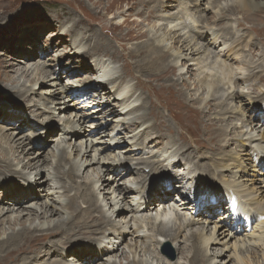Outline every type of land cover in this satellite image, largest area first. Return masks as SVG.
Returning a JSON list of instances; mask_svg holds the SVG:
<instances>
[{"label":"bare ground","instance_id":"6f19581e","mask_svg":"<svg viewBox=\"0 0 264 264\" xmlns=\"http://www.w3.org/2000/svg\"><path fill=\"white\" fill-rule=\"evenodd\" d=\"M102 1L104 2L109 0H100V3ZM112 1L117 2L118 4L124 3L130 6V9H133V11L135 9L136 10L135 16L138 17L143 16V18L144 17L155 18L157 19L156 21L162 20L163 22L164 21L175 22V20L178 17L177 16L178 14L166 16V13H170L172 11L174 12L177 7H180V9L182 8L180 0H172L170 3L162 2V0H112ZM8 5L9 4L6 5V3L4 5V3L0 1V11L4 9V7L7 8ZM141 6H144V8H141ZM199 7L200 5H198L197 3V6H195L194 8H189V9L186 8L187 10L185 11V13L190 15V13H193L194 10L197 11ZM151 11L154 15L151 14ZM249 11H254L255 13L264 15V0H234L232 4H228L226 7L223 8V14H224L223 17L219 18L217 14L214 15L213 17H206V16L203 17V21L205 24H212V25L214 24L217 26H221L220 31L216 33V32H212L210 29L207 31H203L200 34L195 33L193 35V38L189 42H187L188 44L185 45V40H186L185 39L182 45L180 46V48H179V44L183 41L181 33L183 29L185 30L187 28V26H183V25L182 26L177 25L170 30L168 29V26L161 28L159 30L163 32H161V34H158V32L152 34V37L146 40L147 45L141 44V46H138V48L136 47L135 50H131L128 52L129 57L135 60V67L136 69L139 70V72L150 74L157 71L158 80L162 81V79L168 77L174 71H179V70L181 71V69L178 68V64L180 60L182 59L187 60L190 56V55L188 56V53H184L183 51L190 50L191 54H195L196 52L198 53L209 52L211 50L210 47L213 45L218 47L217 49H220L219 47L222 48L217 53L218 54L217 56L218 58L220 57L223 58V60L221 61L224 63V65L222 67H219L217 73H214L212 70L210 74H205L204 77L202 78L198 77L200 79L198 83L199 88L197 92L200 91L202 92L201 93L202 98L201 99L198 98L196 100L192 99V101L194 100L195 103H198L200 105V108L195 107L194 109L199 114H201V116L203 117L210 116V114L208 113L214 112L213 115L215 117L213 119V122L210 118L211 122H209L207 127L210 128V134L214 133L212 134V136H215L216 138L215 140L217 142L210 143L212 145L206 147H204L205 145L199 143L196 140V138L192 135L186 134L182 136L180 133L182 130L178 133L176 132L177 134L172 133L171 129L179 130V128H175L173 125H171L168 122V119L163 115L161 108L155 107V105L151 104L152 103L151 98H146L145 94L141 91L140 88H136V86L135 87L132 86L131 88V85H129L130 80L124 74L112 75V73H110V71L108 70L109 67L105 66L104 63L101 64L98 61V57L95 56L90 57V55L93 54L103 55V53H110L108 51L109 49L107 48L114 47V45L110 41L108 42L106 40L107 38H104L106 35L103 37L100 34H96L97 35L96 37L91 38L92 33H94L93 31L94 29L92 30L90 28L89 29L81 28V30L83 29L84 31L82 30L83 32L80 33L79 32L80 29L78 27L81 24L80 21H75L74 23L72 22L73 25L70 27L68 33H71L73 35L72 37H74L73 45L74 46L76 45L75 48H78L81 44L84 45L85 44L84 42H87L88 47L86 52L83 51L80 54L75 53V57H77L76 58L77 60H75V62L77 63L76 65L73 66V68L71 67L72 69L70 71L66 72L70 74L71 78H82V77L84 78V79L82 78L81 81L80 80L77 81L85 84L87 83V85L85 86L86 88L82 89L80 92L74 89L70 90L66 88L65 89L66 92L70 91L68 93V96L66 94L62 95L64 89L61 90V88L60 89L58 88L59 85L58 83L60 81V78H62V76L59 72H56L53 69L50 63L48 64L46 61H42L40 65L37 66V68H35L36 70L35 77L34 79L30 80V82L32 83L30 86H28L25 83L23 84L17 83V79H16V75L19 72H22L27 77L30 76V73L34 74L33 72H30V68H28L29 66L22 67L20 64L14 62L11 64L7 63L1 66L0 91L6 90L5 86L10 87L9 91L13 93V95L12 94L11 95L14 97L15 102H17V104L21 106L24 105L26 106V104H28L27 107L28 112H27V117H23V116L19 117V115L16 113H9L7 108L3 109L2 107H0V119L3 120L5 118H8V120H3V121L5 122L7 121L9 124L8 126L0 125V190L7 193L5 200L0 199V264H84V263L89 264L92 260H94L95 257L106 255L109 252L113 251L115 248L119 247L118 246L119 244L112 246L111 245L102 246V243L105 244L104 239L106 240L108 237L110 239L111 237V238H117L119 240L120 239L124 240L126 235H131V237H137V240L135 241V247H133L135 249L134 251L135 254L137 253L138 249H141V252L150 251V247L146 245L147 239L148 237H150L151 244H154L155 246L154 245L153 246L156 249L155 251L152 250L150 255L152 256V260L157 261L156 264H180L178 261L177 262L170 261L171 258L165 251H164L165 253L163 252L164 249L163 247L166 246L168 242L176 243L175 247H176L177 258L175 260H181L183 259V257L180 258V251H183L182 247H180V242L182 240H184L185 242L186 241L191 242L192 248L190 249L191 251L188 257L190 264H196V262L201 258L206 259L207 250L209 248H212V246L216 244H221L222 246H224L228 244L226 241L228 239L229 240L235 239V241H233L234 244L232 246V249H234L233 252L237 257L238 261H242V262L244 261V259H242L239 256V254L242 251H244L243 250L244 247H246L245 250L247 253H249V256L251 255L250 258L255 259L258 257L257 255L264 257V181H260L262 185H259L258 187L255 183L256 180H254L256 178L252 177L253 179L249 181L254 182L256 187L254 186L250 188L249 187L250 184L248 185L247 181L246 183L239 182L241 183L239 184L238 182L235 181V179L229 180V178H227V175L222 174L223 172L221 173V171L219 170L220 167L228 168L232 162L234 164V168H238L240 170V171H235V170L230 171L231 172L230 174H233L234 177H238V179L242 181V179L249 177L250 175L252 176V172L250 173L246 171V169L248 168H245L244 165L245 162L244 159L246 157L245 158L242 157V159L237 158L239 160L237 161V159L233 154L228 156L225 153L226 148H228L230 145V142H228L225 145L221 144V142L220 143L218 142L219 137H223L228 134L227 127L230 128L232 132H236L235 129L238 130V128L234 126L233 123L234 118L227 125V127H225L226 125L222 123L224 119L219 118L221 114H219L217 108H215L216 107L215 101L217 100V96L211 91L213 90L212 86L214 87L218 86V84L222 82L220 75H218L221 71H222L221 73H223V77L226 78L228 76L227 72L229 73L232 72L231 70H229L230 68L236 65H239V67L248 66L245 59L243 60L242 58H240V55L244 53L246 49H248V51H250L251 53L259 50V47L256 45L258 43L256 42V44H253L252 42L251 44V41L249 40L251 38L250 36H246L247 34L243 35L242 40L245 39L244 41L241 40L242 37L241 36L238 40L234 41L231 46L228 45V47H226L227 44L225 41V36L232 35L235 30L234 26L231 23H228V16L236 15V14H240V15L244 14V20H241V23H239V25L243 26L247 24H252V26L255 27V24H257V20L252 18V16H249V14H247ZM121 13H122L121 15L126 14V11L125 13L124 12ZM135 16H133L134 17L133 21L137 23L136 26L138 27L140 26V24L137 22ZM95 17L97 16L95 15ZM97 18L100 19L99 17ZM46 20L47 22H49L51 19L49 17ZM47 22L46 24L48 26L51 27L53 26L51 22L49 24ZM262 25L264 26V24ZM262 25L258 24L257 27H261ZM105 28L114 29L110 26ZM261 29L264 30V27H262ZM191 30H193L192 27ZM139 33L141 36L144 35L145 38L146 36H148V34L141 29ZM87 34L89 36H87ZM60 35L53 34L51 36H60ZM136 37L137 40L145 39L144 37H139L138 35H136ZM94 40L95 43L92 44ZM166 40L167 41L171 40V42H173L174 47L175 45H178L180 52L178 51L174 53L173 51H171L172 50L171 48L165 49L167 48L168 45H165L164 47L162 45L163 43L167 42ZM193 40H195L193 44L194 46L189 47ZM203 40L206 41V44L205 45L201 44L202 45L201 49L197 48V45H199L201 41H202L201 43H204ZM259 40L262 45L264 41V34H262V38L261 39L259 38ZM30 47H32V45H28V44L25 45V47L24 46L21 47L22 49L28 51V53L26 54L27 57H32L33 53L37 52V48L35 50L34 49L32 50V48ZM261 49H264V47L261 46ZM111 54L114 55L115 52L111 51ZM101 55L99 56L101 57ZM85 58L86 59L91 58L95 63L94 66L95 68L90 67V65L86 63L87 61ZM190 60L191 62L195 61L194 57H192V59H188V61ZM17 61L19 63L24 62L23 60H17ZM214 62L216 63V61ZM186 63L187 62L183 63V66L186 65ZM14 65H17V68L14 67ZM105 68L106 70H104ZM101 69H103L104 71H102ZM257 69H263V65L259 64L257 66H254L252 72L249 73L248 76H245L246 74H241L240 76H238L235 82L237 87L249 84L248 83L249 81H253L256 79V76H258L257 74H260L257 77L258 80L264 82V70L256 71ZM188 72L189 73L193 72V69L188 67ZM96 76L97 79H101L100 82H96L97 80L95 81ZM104 77L106 79V82L109 85H111V88L105 86V88L100 92L101 95L106 97L105 98L106 107H103L104 105L101 104L99 101H97V103H99L98 107L91 108V110L90 111L88 110L89 112L84 116L90 115L91 120L96 117L101 119H105L107 117L119 119L118 124L115 127H120L119 125H121L124 131H131L136 126L139 125L142 126L144 124H147V127L145 128V132L143 134L149 132L150 135H154L152 137V140L154 141L153 143L154 145H156V143L157 145L158 144L165 145L166 143L169 146L168 150H173V155L174 153H176V155L181 157L179 158V160L178 159L172 160L170 167H172L174 170L176 169V166L182 165V162H184L182 166L184 169V165H188L189 162L193 160V158H200L197 159L198 161L194 164V171H197V173L199 172L200 173L199 176L188 177L186 175L180 178L177 177L176 174L170 176L168 169L166 168V166H164L165 161H161L160 159L155 158V160L148 163V167L150 168L151 175L153 174L160 178L158 181H156L157 183L151 181L150 186L151 185L153 186H151V188L147 191L145 190V185L148 182V178L145 180L144 179L145 175L142 174L141 172L142 170L140 169L137 170V168L134 170V168H132L131 166L133 164L129 163L133 161L132 155L134 156L136 155V153H134L135 151L133 150L131 151L130 148L125 150L127 152H130L129 154L130 157H126L127 161H123L119 158L120 159L119 162L115 164L118 165L117 167L110 166L109 164L107 165L104 164V161L113 155L111 153L99 157L97 162L99 165L98 168L92 167V165L95 163V160L93 159L86 160V158L84 160V157L90 156V153L92 151L98 152L100 147L104 151L108 148H115V146H118V144L117 145L107 144L105 146L103 143L104 140L106 139H103L102 141L100 140L102 139L103 135H100L99 138H97V136L93 137L94 131H91L90 129H88L89 127L87 128L86 125H84L86 118H83L82 115L80 114H75V118L71 119L74 112H70V113L68 112V110L71 108L72 109L76 108L77 110L87 109L92 104H94L96 102L95 99H92L90 102L88 100L86 101L84 97L86 94H88L89 92L87 91L88 89L102 88L104 86L103 83L105 81ZM2 81L3 82L5 81L6 83H2ZM38 82L40 83L39 86H37ZM180 82L183 84L182 86H186L187 89L189 88V85L183 76L173 81L172 84L162 87L174 89L175 91H177V94L180 95L181 97L186 96L185 91L179 88ZM209 82L210 84L212 83V85H210ZM47 85L55 86V88H53L52 90L51 89L45 90V88L41 87ZM30 95L31 96L40 95L45 100V102L54 103L56 104V106H58L57 110L61 115L60 117L62 118L64 117V119L67 120L65 121V125L63 127V134H67V136L64 137V140L66 139L67 143H69L68 147L66 148L63 146L62 147L63 149H59L57 145V149L51 150V156L56 159L55 162V165L57 166L56 172L54 171L55 173H53V175L50 172H48V174L36 178L34 183L28 180V177L26 176L25 172L33 173L34 171L36 172L39 171V174H42V172L40 173L41 169L44 168V166L42 165L47 166V164L50 161H52V159L51 160L45 159L44 152L43 150H41L42 147L39 144H36L37 143L36 141L33 142L29 140V138L27 137L28 135L18 136L20 130H18L16 126L20 125L21 129L30 128V131H32V133L29 134L30 137L32 136L36 137L37 133L35 132H39V135L41 136L45 130L43 129L38 131L37 129L38 126L43 124V122L41 121L40 123L39 121L41 119L39 120L37 119V117L41 118L43 112H47L52 115V113L56 111V108L51 109L50 107L45 106V108H43L42 111H39L40 104L34 103V105H29V103L33 101V98ZM65 97L71 98L73 104L54 100L60 98L65 100L66 99ZM241 97L242 94L237 92L233 94L230 97V99L231 102H233V100H241L240 99ZM112 98L113 101H110ZM0 99H2V97H0ZM136 99H139L140 102L136 103L130 110H128V108L126 109L123 108L125 109L124 112L128 110L125 114L121 112V110L118 111V106L129 107V105H131L130 103L134 102ZM208 99L210 100L208 101ZM261 102L264 103V95L262 96ZM62 103L65 105L60 106L59 104ZM204 103L206 105L205 107H202L201 105ZM136 111H140L137 118L135 117L130 119L127 117L121 118V114L127 116L134 114ZM262 112L264 111H261L260 114H262ZM244 114L245 113L242 110H239L236 116H240ZM29 117H33V119H36L37 121L32 122L30 121ZM16 118H18L17 125L15 124L10 125V122H12V120H15ZM60 120L62 119L60 118ZM246 122H248V125H245L247 126L246 128L251 127V132L254 131L253 122L252 121L250 122V120L248 119L246 120ZM112 130L115 131V128ZM119 132H121V130ZM251 132L250 131L249 133L244 132L245 134H243V136H246V138H243L241 136L242 138L240 137L241 139H238V143L236 144L238 145V148L242 149L241 152L244 151L245 154L242 156L249 157L247 158L248 160L251 161V165H253L252 166L253 168L257 167L264 171V146H263L264 133L261 134V139H258L255 136H252ZM79 135L85 137V140L87 139V137L88 138L93 137V139L95 138L94 140L99 139L100 142L102 143L100 147L97 146L94 147L92 145L94 144L93 142L94 140H92L91 138L92 142L86 146L84 152L83 144H81V142H83V138L79 139L81 142H78L79 140H77V136ZM107 136H109V134H107ZM73 138H74L73 140L74 142L72 141ZM71 145L73 146L72 148L73 150H75V152L79 151V153L77 152L78 154L76 158L80 156V153H82V151L84 152L83 154L84 162L83 163L79 162L77 164L70 162L69 167L62 170L61 167L63 166V163H67V162L69 163L72 152H74L73 150L71 151L69 150ZM198 146H201L202 149L205 148V149H209L210 151H213V155H211V157L209 158H206V161L205 160L202 161L201 159H203V156H201L199 151L195 149L198 148ZM219 146L222 147V150L220 149ZM254 146L257 149H255ZM78 147H82V149L79 150ZM145 147L147 146L145 145ZM173 147H175L176 149L174 150ZM55 151L58 153H56ZM219 151H221L223 155V156L220 155L222 156L221 158L216 157L217 156L216 153H218ZM12 157H14V159H12ZM76 158L74 159L76 160ZM240 160H242L243 162H241ZM228 162H230V164ZM82 169L87 173L90 172V170H92L91 172H97L96 173L97 180L90 182L84 181V183L82 184L75 183V178L79 176L80 174L79 172L82 171ZM121 169L124 170L126 173H130L129 175L130 177L132 176L131 174L134 173L138 177L136 179L141 180V177H143V182L141 183L143 187L141 189L139 188L132 189L127 186L121 185L117 181V176H120L121 174L120 173L116 174ZM191 173L192 170L191 171L189 170L188 175H190ZM256 173L259 174V172ZM51 175L53 177L52 179H49L50 178L49 176ZM228 177H230V175ZM54 178L56 179V181H59V183H61L62 181L65 182L68 181L67 183L71 185L70 188L72 187L75 192L72 195L71 191L65 190L66 192H68L67 195L68 202L65 204L63 209L69 211L66 218L61 217V220L58 221L57 224H55L53 227H48L47 229H45V223L36 224V221L43 218L46 221L48 219V221L50 222L55 215L61 213V209L50 206V204L52 203H49L51 199L47 190L46 193H44V195L43 193H40L41 188H45L46 185H51L49 182L53 181ZM221 178H223V180L228 179L226 181L225 187L222 188L218 187L216 184V182L220 181ZM174 179L177 181L178 184L174 182ZM197 182L198 184L196 185ZM154 184H156L155 187ZM36 186L40 188H37ZM180 186L187 189H196V191L192 192L189 198L185 197L179 203H176L172 201L173 199L172 196L173 194H179ZM205 188H208L209 190H215V193L212 192L204 193L202 189L204 190ZM64 189H66V183H64ZM44 191L45 190H43V192ZM109 191H112L111 193L116 196V198L119 200L121 204V206L118 207L117 211L115 210L116 211L115 213L113 211L115 215H113L112 217L110 216V219L107 217L108 214L106 215L105 208L98 202L99 196L101 197L103 196L102 198L105 203L107 201H113L112 196H110L109 194ZM131 191H133L138 195L142 193L144 194L142 195V200H144L145 206L143 204H138V205L132 204L133 198L129 199V195ZM42 196L46 197V202L40 204L39 209L31 208L30 206H28V204L26 205L27 200H30L31 198L37 200ZM74 196H80L82 205H80L76 200L73 199ZM54 197L52 198V201H54ZM225 197H227L228 204L227 207L224 208H229V210L228 211L226 210V213L224 212L221 215L217 216V218L219 217L218 220L216 219L211 220L210 218L214 217V215L210 216L209 213L211 212L216 213V211L220 212V210L218 209H220L221 207L223 208V204L226 201V199L225 201H223ZM191 199L193 200L195 199L196 202H191ZM11 202L15 203L14 206L11 205ZM150 205H154V207H152L154 213L152 212L151 216L145 218L143 217L144 216L143 212L150 211L151 209ZM126 211L127 213L125 214L124 212ZM96 212L98 214H96ZM132 213H134L133 215L135 216L134 217L132 216L131 219H134L133 221L136 222L137 228L135 225H130V223L125 221L126 219H128L129 216H131L129 214ZM81 214L84 215V217H81L80 216ZM139 214H141V218L140 216H138ZM232 216L235 219H238V223L234 227H232V220L230 219ZM201 217L202 218L205 217V219H202ZM173 218H175L177 221L171 225L170 223L172 222L170 220H173ZM199 220H204L206 223L207 222L213 223L214 226L213 228H210L211 231L209 232L194 231L188 234L187 232L184 233L186 229L192 227ZM144 223H146L147 227L149 228V231H150L149 226H152V234H151L152 236L147 237L146 234H144L145 236L137 235V233H139L140 228L146 227L145 225H143ZM244 223L247 225H244ZM254 223H257L258 225H256V227L258 226L259 229L263 231L261 232L259 231L258 232L259 235H256L255 232H252V237H250L249 239L247 238L246 240L245 239L241 240V238H239L240 236L238 234V229L240 228L242 230H245L247 227L252 229ZM225 224L227 225V227L225 226ZM221 226L225 228H221ZM81 232L83 233L85 232L87 234V237L88 234L90 233L97 236L95 238H92L91 235L92 239L83 238L84 236L83 237L80 236ZM64 234H67L66 238H64L63 236ZM101 235L102 236L104 235V237H102ZM50 236L52 237L62 236V238L60 240H55V239L51 240L50 245H47L46 248L45 247L43 248L42 247L43 244H41V242H43L42 240ZM61 241L62 243L64 242L68 243L66 244L67 250L64 253L62 252V249L60 250L57 249L58 242ZM139 242H141V245H139ZM249 247L251 248L249 249ZM26 251H30V252H26ZM131 252L133 253V249L131 250ZM224 252L225 251H223V249H220V251L217 248L214 249L213 258L219 256L220 253H223V255L225 256L226 252L225 253ZM228 257H231V254L228 255ZM135 258L136 255L134 256V259H132L134 261L129 264H143L140 261H136ZM65 260L66 261L69 260V263H67ZM245 261L250 262L252 264H264V260L246 259ZM106 263L116 264L110 261V259L107 260ZM210 264H217V263H213V261H211ZM220 264H225V263H220Z\"/></svg>","mask_w":264,"mask_h":264},{"label":"rangeland","instance_id":"374dc122","mask_svg":"<svg viewBox=\"0 0 264 264\" xmlns=\"http://www.w3.org/2000/svg\"><path fill=\"white\" fill-rule=\"evenodd\" d=\"M0 1H2L4 3V5H5V3H6V5L9 4L7 8L4 7V9H2L0 11V68L4 64H7V63L11 64L14 62V63L20 64L22 67L23 66L24 67L29 66L28 68H30V72L34 73V74L30 73V76L27 77L22 72H19L16 75L17 83H20V84L25 83L28 86H30L32 84L30 82V80L34 79V77H35V73H36L35 68H37V66H39L42 61H46L48 64L50 63V65L53 67V69L56 72H59L62 76V78H60V81L58 83L59 84L58 88L59 89L61 88V90L64 89V91L62 92V95L66 94L68 96V93L70 91L66 92L65 91L66 88H68L70 90L74 89V90H77L78 92H80L82 89L86 88L85 86L87 85V83L85 84L82 82H77L78 80L81 81L83 77L82 78H71L70 74L66 73V72L70 71L73 68V66L76 65V63H77V62H75V60H77L76 59L77 57H75V53L80 54L83 51L86 52L87 47H88L87 42H84L85 43L84 45L81 44L78 48H75L76 45L75 46L73 45L74 44V39H73L74 37H72L73 35L71 33H68V31H69L70 27L73 25V23L75 21H80L82 24V25L80 24L78 26L80 29L79 30L80 33H82L84 31L83 29H82L83 30L82 31L81 28H84V29L90 28L92 30L94 29L93 30L94 33H92L91 38L96 37L97 36L96 34H100L103 37L106 35L104 38H107L106 40L108 42L110 41L114 45V47L107 48V49H109L108 51L110 53H103V55L93 54V55H90V57H92V56L98 57V61L101 64L104 63L105 66L109 67L108 70L110 71V73H112V75L124 74L130 80L129 85H131V88H132V86H134V87L136 86V88L141 89V91L145 94L146 98H151L152 99L151 104L155 105V107L161 108V111L163 112V115L168 119V122L171 125H173L175 128H179V130L171 129L172 133H176V132L178 133L182 130L180 132L182 136L186 135V134L192 135L196 138V140L199 143L205 145L204 147L212 145L210 143L217 142L215 140L216 139L215 136H212V134H214V133L210 134V128L207 127L209 122H211V120L213 122V119L215 117L213 115L214 112L208 113V114H210V116H204V117L201 116V114H199L194 109L195 107L200 108V105L198 103H195L194 100L192 101V99L196 100L198 98L199 99L202 98V95H201L202 92L201 91L197 92V90L199 88V84H198L199 79L204 77L205 74H210L212 72V70L214 73H217V70L219 69V67H222L224 65V63L221 61V60H223V58L222 57L218 58V56H217L218 55L217 53L222 48L219 47L220 49H217L218 47L213 45L210 47L211 50L209 52H205V53L196 52L195 54H191L190 50L189 51H183L184 53H188V56L190 55L188 59H192V57H194L195 61L191 62V60L188 61V59L187 60H183V59L180 60V62L178 64V68H180L181 71L180 70L174 71L168 77H165L164 79H162V81L158 80L157 71L150 73V74H145V73L139 72V70L136 69V67H135V60L129 57L128 52L131 50H135L136 47L138 48V46H141V44L147 45L146 40L150 39L152 37V34H154L156 32H158V34H161V32H163V31H160L159 29L164 28L166 26H168L169 30L173 29V27H175L177 25L187 26V28L185 30L183 29V31L181 33L183 41L179 44V48L185 39H186L185 45L188 44L187 42H189L193 38V35L195 33L200 34L201 32L207 31L210 29L212 32L217 33L220 31L221 26H217L214 24L213 25L212 24H205L203 21V17H205V16L206 17H213L216 14L219 18L223 17V15H224L223 14V8L226 7L228 4H232L234 0H216V1L215 0H197L198 2L196 0H180L181 6H182L181 9H180V7H177L179 9L176 8V10L174 12L173 11L170 12L171 14L166 13V16L178 14L177 15L178 17L175 20V22H171V21H169V22L164 21L163 22L162 20L156 21L157 19H155V18H147V17L143 18V16H141V17L135 16V11H136L135 9L133 11V9H130V6H128L124 3L118 4L117 2H113L112 0L104 1V2L102 1L101 3H100V0H7V1L0 0ZM171 1L172 0H162V2H168V3H170ZM213 1H214V4H213ZM197 3H198V5H200L199 8L201 10L198 8L197 11L194 10V12L190 13V15L185 13V11L187 9L194 8L195 6H197ZM141 8H144V6H141ZM65 11H67L68 13ZM125 11H126V14L121 15L122 14L121 12L125 13ZM130 14L132 17L130 16ZM151 14L154 15L152 13V11H151ZM185 14L189 15V16H186ZM192 14H194V15H192ZM204 14H206V15H204ZM247 14H249V16H252V18L257 20V24H255V27H253L252 24H247V25H243V26L239 25V23H241V20H244V14H241V15L236 14V15H230V16L227 15L228 16V23H231L234 26L235 30H234L232 35L225 36V41L227 44L226 47H228V45L231 46L232 43L234 41L238 40L241 36H242L241 37V40H242L243 35L247 34L246 36H250V38H251V39H249L251 41V44H252V42H253V44H256V42L258 43L256 45L259 47V50L251 53L250 51H248V49H246V51L240 55V58H242L243 60L245 59L248 66L239 67V65H236L232 68L229 67L230 68L229 70H231L232 72H230V73L227 72L228 76L226 78L223 77V73H221L222 72L221 71L218 75H220L222 82H220L218 84V86H215V87L212 86L213 90H211V91L217 96V100L215 101V103H216L215 108H217L218 113L221 114L219 116V118L224 119L222 123H224L226 125L225 127H227V125L234 118V121H233L234 126H236V128H238V130L235 129L236 132H232V130L227 127V133L228 134L226 136L219 137L218 142L219 143L221 142V144H223V145L230 142V145L228 148H226V152H225L228 156L233 154L236 159L237 158L242 159V157H244V158L246 157L244 159L245 160L244 165H245V168H248V169H246V171H248L250 173L252 172V176L250 175L249 177L242 179V181H240V179H238V177H234L233 174H230L231 173L230 171H232V170L240 171V170L238 168H234V164L232 162H231V164H230V162H228L230 164L228 168L220 167L219 170L221 171V173L223 172L222 174L227 175V178H229V180L235 179V181L238 183L239 182L246 183V181H247L248 185L250 184L249 187L252 188L255 186V183L258 187H259V185H262L260 183V181H264V171L257 168V167L253 168L252 167L253 165H251V161L248 160L249 157L248 156H242L245 153H244V151L241 152L242 149L238 148V145L236 143H238V139H241L242 137L246 138V136H243V134H245L246 132L249 133V131L251 132V127L246 128L247 126H245V125H248V122H246L247 119L250 120V122L251 121L253 122L254 131L251 132L252 136H255L256 138L261 139V134L264 133V124H263L264 123L263 122L264 121V112H262V114H260L261 111H264V103L261 102L262 96L264 95V82H262L261 80H258L257 77L260 74H257L258 76H256L255 80L249 81L248 82L249 84H246V85H243L240 87H237L235 82H236V78L238 76H240L241 74H246L245 76H248L249 73L252 72V69L254 66L261 64V65H263V69H257L256 71L264 70V56H263L264 49H261V46L264 47V41L261 45V42L259 40V38L260 39L262 38V34H264V30L261 29L262 27H264L262 25V24H264V15L255 13L254 11H249ZM95 15L97 17H99L100 19L95 17ZM133 16H135V18L137 19V22L140 24V26H138V27L136 26L137 23L135 21H133V19H134ZM49 17L51 20L49 22H47L46 19ZM46 22L48 24L51 22L53 24V26L52 27L48 26L46 24ZM188 24H189V26H188ZM258 24L262 25V26L257 27ZM109 26L114 28V29L105 28V27H109ZM191 27L193 30H191ZM140 29L148 34V36H146V38L144 37V35H142V36L140 35V33H139ZM149 32H150V34H149ZM103 33H104V35H103ZM53 34H55V35L61 34V35L60 36H51ZM88 34H90V33H88ZM88 34H87V36H89ZM136 35H138L139 37H144L145 39L137 40ZM123 37H125V38H123ZM122 38H123V40H122ZM244 40H242V41H244ZM194 42H195V40L192 41V43L189 47L194 46L193 45ZM201 42L199 45H197V48H199V49H201L202 45L206 44L205 40H203L204 43H201ZM94 43H95V40L92 42V44H94ZM27 44L32 45V47H30V48H32V50L33 49L35 50L37 48V52L33 53L32 57H27L26 54L28 53V51L21 48L23 46L25 47V45H27ZM165 45H168L167 48H165V49L171 48L172 49L171 51H173L174 53L179 51L178 45H175V47H174L173 42H171V40H168L166 43H163L162 46L164 47ZM259 45H261V46H259ZM33 46H35V47H33ZM131 46L134 48H132ZM23 51H26V52H23ZM111 51L115 52V54L112 55ZM99 55H101V57ZM17 60H23L24 62L19 63ZM129 60H130V62H129ZM200 60H201V62H200ZM86 61H87L86 63H88V65H90V67L93 68L95 66V63L93 62V60L91 58L86 59ZM131 61H132V63H131ZM214 61H216V63ZM185 62H187V63H186V65L183 66V63H185ZM199 62H200V64H199ZM213 63H215V64H213ZM14 67L17 68V65H14ZM100 67H101V65H100ZM188 67L192 68L193 72L189 73ZM198 69H200V70H198ZM101 70L104 71V70H106V68L104 70L103 69H101ZM200 71L202 74L200 73ZM243 72H245V73H243ZM13 73H15V72H13ZM74 75H76V74H74ZM182 76L186 79V81L189 85V88L187 89L186 86H182L183 85L181 83L182 80L180 82L179 88H181L183 91H185L186 96L181 97L180 95L177 94V91H175L174 89L162 87V86L172 84L173 81L181 78ZM198 77H200V78H198ZM2 83H6V82L2 81ZM39 84L40 83L38 82L37 86H39ZM209 84H210V82H209ZM103 85L104 86L102 88H100L101 90H103L105 88V86L111 88V85H109L106 82V79H105ZM195 85H197V86H195ZM210 85H212V83ZM41 87L45 88V90H48V89L52 90L53 88H55V86H50V85H47L44 87L41 86ZM5 88H6V90L0 91V97H2V99H0L1 100L0 101V107H2L3 109L7 108L9 113H16L19 115V117L20 116L27 117L28 104H26V106L24 105L25 107L17 104V102H15L14 97L12 96L13 93L11 91H9L10 87L5 86ZM90 90H91V88L88 89L87 91H90ZM196 92H197V95H196ZM237 92L242 94V97L240 98L241 100H233V102H231L230 97ZM31 97L33 98L34 102L33 101L30 102L29 105H34V103L40 104L39 111H42L43 108H45V106H48L51 109L56 108V111L53 112L52 115L47 113V112H43V115L41 118L37 117V119H39V120L41 119L39 121L40 123H41V121L43 122V124L38 126V128H37L38 131L43 130V129L45 130L41 136L39 135V132H35V133H37V136L36 137H34V136L30 137L29 134L32 133V131H30V128H22L21 129L20 125L19 126L17 125L18 118H16L15 120H12V122H10V125L15 124V125H17L16 128L18 130H20L18 136L28 135L27 137L29 138V140H31L33 142L36 141L37 143L36 142L35 143L39 144L42 147L41 150H43V152H44L45 159H49V160L52 159V161H50L47 164V166L42 165V166H44V168H42L40 171V173L42 172V174H39V171H37V172L34 171L33 173L25 172L26 176L28 177V180L30 182L34 183L36 178L44 176V175L48 174V172H50L52 175H53V173L56 172V169H57V166L55 165L56 159L51 156V150L57 149V145H58L59 149H63L62 148L63 146L66 148V147H68L69 143H67L66 139H65L66 141L64 140V137H66L67 134H63V127L65 125V121H67V120H65L64 117L63 118L60 117L61 115L59 114V111L57 110L58 106H56V104H54V103L45 102V100L40 95H35V96L33 95ZM100 97H101V99L105 98V97H103V95H100ZM205 97H206V95H205ZM68 98H66L65 100H63L62 98L54 99V100H57L59 102H66L69 104L70 103L73 104L71 101V98H69V99ZM92 98L89 97V92L84 97V99H86V101L88 100L90 102H91ZM21 100H22V98H21ZM95 100L97 101V100H99V98H95ZM209 100L210 99H208V101ZM110 101H113V98ZM139 102H140V100L136 99L134 102L130 103L131 105H129V107L128 106H118V111L121 110V112H123L125 114L136 103H139ZM141 102H143V101H141ZM59 105L64 106L65 104L62 103ZM205 105L206 104L204 103L201 106L205 107ZM95 107H98L96 102L94 104H92L87 109H78L77 110L76 108H74V109L71 108L68 110L69 113L74 112L71 119L75 118V114H80V115H82L83 118H86L84 125H86L87 128L89 127L88 129H90L91 131H94L93 137L97 136V138H99L100 135H103L102 139H100V140L102 141L103 139H106V140H104V143H103L105 146L107 144L108 145H117L118 144V146H115V148H108V149L103 151V149L100 147L102 142H100L99 139L94 140L95 138L93 139V137H90V138L87 137V139L85 140V137H83L82 135L77 136V140L83 138V142H81L80 140L78 142H81V144H83V151L84 152H85L86 146L92 142L91 138H92V140H94L93 141L94 144H92V145L94 147L95 146L100 147L98 152L92 151L90 153V156L84 157V160H85V158H86V160H91V159L95 160V163L92 165V167L98 168L99 165L97 162H98L99 157L105 156V154H109V153H111L113 155L108 158L109 160L106 159L104 161V164L105 165L109 164L110 166L117 167L118 165H115V164H117L120 159L123 161H127L126 157H130L129 156L130 152L125 151V150L130 148L131 151L132 150L135 151L134 153H136V155L135 156L132 155L133 161L129 162V163L133 164V165H131V164L130 165L132 166V168H134V170L136 168H137V170L138 169L142 170L141 172H142V174L145 175V177H144L145 180L148 178V182L145 185V190H147V191L151 188V186H153V185L150 186V182L153 181L154 183H157L156 181H158L160 178L156 175H153V174L151 175L150 174V168L148 167V163L155 160V158L160 159L161 161H165L164 166H166V168L168 169L170 176H173L174 174H176L177 177L180 178V177H183L186 175L188 177L200 175L199 172L197 173V171H194V164L198 161L197 159H200V158H193V160L191 162H189L188 165H184V169L182 167L184 162H182V165L176 166V169L173 170V168L170 167L172 160H174V159L179 160V158H181V157L176 155V153H174V155H173V150H168L169 146L166 143H165V145H162V144L157 145V143H156V145H154L153 144L154 141L152 140V137L154 135H150L149 132H146L145 134H143L145 132V128L147 127V124H144L142 126L141 125L136 126L131 131H124L122 129L121 125H119L120 127H115L118 124L119 119L112 118V117H107L105 119H101V118L96 117V118H93L91 120L90 115L84 116L85 114H87L91 110V108H95ZM103 107H106V106H103ZM123 108H125V109L128 108V110L126 112H124L125 109H123ZM239 110H242L246 115L244 114V115L236 116L238 114ZM139 113H140V111H136L134 114L127 115V116H125L124 114H123L124 115L123 116L121 114V118H123V117H127L129 119L134 118V117L137 118ZM240 113H241V111H240ZM93 115H95V114H93ZM225 116H227V117H225ZM235 116H236V119H235ZM59 117L62 120H60ZM210 118H211V120H210ZM29 119L32 122L37 121L36 119H33V117H29ZM3 120H8V118H5ZM3 120L0 119V125H3V126L7 125L8 126L9 125L8 122L7 121L5 122ZM47 121H48V123H47ZM256 124H257V126H256ZM29 127H31V126H29ZM114 128H115V131L112 130ZM120 130H121V132H119ZM147 133H149V134H147ZM107 134H109V136H107ZM259 135H260V137H259ZM73 140H74V138L72 139V141ZM72 141H70V142H72ZM133 143H135V144H133ZM151 144H152V146H151ZM60 145H61V147H60ZM145 145L147 147H145ZM72 147L73 146L71 145L70 149H69L70 151L73 150ZM219 147L222 150V147L221 146H219ZM173 148H174V150L176 149L175 147H173ZM78 149L80 150V149H82V147H78ZM195 149H197L199 151L200 155L203 156V159H201L202 161L203 160L206 161V158H209V157H211V155H213V151H210L209 149H205V148L202 149L201 146H198V148H195ZM255 149H257V148L255 147ZM207 150H209V151H207ZM73 151L75 152V150H73ZM83 151H82V153H80V156L77 158H76V156L79 153V151H76L75 153L72 152L69 163L68 162L63 163V166L61 167V169L63 170V169L68 168L70 162L76 163V164L79 162L83 163L84 162V160H83L84 152ZM200 151H202V152H200ZM56 153H58V152H56ZM115 153H116V155H115ZM216 155L215 156L217 158H221L223 156L221 151L216 153ZM220 155H222V156H220ZM168 156H170V157H168ZM74 158H76V160ZM12 159H14V157H12ZM237 161H239V160L237 159ZM240 161L243 162L242 160H240ZM83 169H82V171L79 172L80 173L79 176H77L75 178V183L82 184V183H84V181L90 182V181L97 180V174H96L97 172H91L92 170H90V172L87 173V172L83 171ZM189 170L190 171L192 170V173L190 175H188ZM171 171H172V174H171ZM256 172H259V174H257ZM101 173H103V172H101ZM119 173L121 175L117 176V181L121 185L127 186V187L132 188V189H134V188L141 189L143 187V185L141 184L143 182V177H141V180L136 179L138 177L136 176L135 173L131 174L132 176L130 177L129 176L130 173H126L122 169L119 170L118 173H116V174H119ZM228 174L230 175L231 178L228 177L229 176ZM52 175L49 176L50 177L49 179H52V177H53ZM253 175H256V176H253ZM252 177L256 178V179H254V180H256L255 183L249 181V180L253 179ZM227 180L228 179L223 180V178H221L220 181L216 182V184L218 187H221V188L225 187ZM67 182L62 181L61 183H59V181H56V179L54 178L53 181L49 182L51 185H46V186L44 185L45 188H41L40 193H43V195H44V193H46V190L48 191L51 200H50V202L49 201H47V202L52 203V204H50V206L61 209V213L55 215L50 222L48 221V219L46 221L45 219L41 218L40 220L36 221V224L45 223V229H47L48 227H53L55 224H57L58 221L61 220V217L66 218V216L69 212V211H66V209H63L65 204L68 202V197H67L68 192H66V191H68V190L71 191L72 195L75 192L72 187L70 188L71 185L68 184ZM221 182H223V183H221ZM64 183H66V189H64ZM196 184H198V182ZM239 184H241V183H239ZM155 185L156 184H154V187H155ZM36 187L40 188L38 186H36ZM43 190H45V191L43 192ZM202 191H204L205 193L206 192L215 193V190H209L208 188H205L204 190L202 189ZM111 192L112 191H109V194H110V196H112L113 201H107L106 202L107 204H106L103 201V198H102L103 196L102 197L99 196V199H98V202L105 208L106 215L108 214L107 217L109 219H110V216L112 217L113 215H115L114 213L117 211L118 207L121 206L119 200ZM6 194L7 193L0 190V199L5 200V198L7 196ZM142 195H144V194L142 193V194L138 195V194L134 193L133 191H131L130 195H129V199L133 198L132 204H134V205L143 204L145 206L144 200H142ZM175 196H176V194H173L172 198L175 199ZM53 197H54V201H52ZM73 199L76 200L80 205H82L80 196H74ZM44 202H46V197L42 196L37 200L32 199V198L30 200H27L26 205L28 204V206H30L31 208H38L39 209L40 204H42ZM8 203H10V202H8ZM36 203H38V204H36ZM14 204H15L14 202H11V205L14 206ZM227 204H228L227 201H225L223 204V208L221 207L220 209H218V210H220V212H218V211H216V213L211 212V213H209L210 216L214 215V217H211V218L209 216L208 217L211 220H215V219L218 220L219 217L217 218V216L221 215L224 212L226 213V210L228 208H224V207H227L226 206ZM150 206H151L150 211L146 212L144 210L145 212H143V214H144L143 217L147 218V217L151 216L152 212L154 213V210L152 208V207H154V205H150ZM113 211H114V213H113ZM124 213L126 214L127 211ZM96 214H98V213L96 212ZM133 214L134 213L129 214L131 216H129L128 219H126L125 221L130 223V225L136 226V222L133 221L134 219H131L132 216L133 217L135 216ZM80 216L84 217V215H82V214ZM138 216H140V218H141V214H139ZM197 216H195V217H197ZM196 219H198V218H196ZM202 219H205V217H203ZM173 220H170L172 222V223H170L171 225L177 221L175 218H173ZM218 222H220V221H218ZM177 223H179V222H177ZM143 225H145L146 227L140 228L139 233H137V235L139 236V235L146 234L147 237L152 236L151 235L152 234V226H149L150 231H151L150 232L146 223H144ZM256 225H258V224L254 223L252 229L249 227H247L245 230H242L239 228L238 229V234L240 236L239 238H241V240H243V239L246 240L247 238L249 239L250 237H252V232H255L256 235H259L258 232L259 231L261 232L263 230H260L258 226L256 227ZM213 226H214L213 223H208V222L206 223L204 220H199L192 227L189 228L190 230L186 229L184 233L187 232V234H188V233H191L194 231L195 232H198V231L209 232V231H211L210 228H213ZM225 226L227 227L226 224H225ZM119 227H117V228H119ZM16 228H18V227H16ZM136 228H137V226H136ZM221 228H225V227L221 226ZM80 234H81L80 235L81 237L84 236L83 238H90V239L95 238L97 236V235H93L92 233H90V234H88V237H87V234L85 232L84 233L81 232ZM91 235H92V238H91ZM63 236H64V238H66L67 234H64ZM98 236H100V235H98ZM102 237H104V235ZM61 238H62V236L61 237L60 236H55V237L50 236L48 238H45L42 240L43 242H41V244H43L42 247L46 248L47 245H50L51 240H53V239L60 240ZM136 240H137V237H131V235H126L124 240L123 239L119 240L117 238H111V237H110V239H109V237L106 240L104 239L105 244L102 243V246H106V245L112 246V245L119 244L118 245L119 247L115 248L113 251L109 252L106 255H103L100 257H95L94 260H92L89 264H108V263H106V261L109 259H110V261H112L113 263H116V264H129V263H132L134 261L132 259H134L135 255H136V258H135L136 261H140L143 264H156L157 261L152 260V256L150 255L152 250L153 251L156 250L154 247L155 245L151 244V238L148 237L147 242H146V245H148L150 247V251L149 252H145V251L141 252V249H138L137 253L135 254L134 253L135 249L133 247H135V241ZM226 241L228 244H226L224 246H222L221 244H216V245L212 246V248H209L207 250L206 259L201 258L196 262V264H210L211 261H213V263H217V264H220V263H225V264H232V263L233 264H252V263L247 262L245 260L246 259L247 260H264V257H262L260 255H257L258 259L257 258H255V259L250 258L251 255L249 256V253H247L245 250L246 247H244L243 248L244 251H242L239 254V256L242 259H244V261L243 262L238 261L237 257L235 256V254L233 252L234 249H232V246L234 244L233 241H235V239H232V240L228 239ZM226 241H225V243H226ZM186 242L184 240H182L180 242V247H182V249H183V251H180V258L183 257L184 260L183 259L175 260L177 258L176 247H175L176 243L168 242L166 244V246L163 247L164 249L162 248L163 252L165 251L169 255V257L171 258L170 261H172V262L178 261L180 264H190L188 257L190 255V251H191L190 249L192 248V246H191L190 241L189 242L186 241ZM64 243H62V241L58 242V247H57L58 250L62 249L63 253L67 250L66 244H68V243H65V244ZM139 245H141V242H139ZM129 247H131L133 249V253L135 255L131 252L132 249ZM216 248L219 249V251H220V249H223V251L226 252V253L224 252L226 255L224 256L223 253H220L219 256H217L216 258H213L214 257V255H213L214 249H216ZM250 248L251 247H249V249ZM26 252H30V251H26ZM230 254H231V257H228V255H230ZM259 258H261V259H259ZM211 259H214V260H211ZM66 262L69 263V260ZM253 262H256V261H253Z\"/></svg>","mask_w":264,"mask_h":264}]
</instances>
